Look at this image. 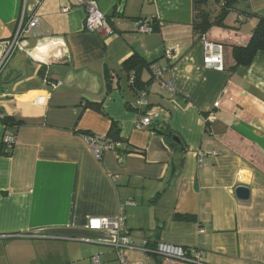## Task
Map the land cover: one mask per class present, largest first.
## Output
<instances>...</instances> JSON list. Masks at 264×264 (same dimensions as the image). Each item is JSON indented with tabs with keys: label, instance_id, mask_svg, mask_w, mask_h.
I'll use <instances>...</instances> for the list:
<instances>
[{
	"label": "crops",
	"instance_id": "obj_1",
	"mask_svg": "<svg viewBox=\"0 0 264 264\" xmlns=\"http://www.w3.org/2000/svg\"><path fill=\"white\" fill-rule=\"evenodd\" d=\"M148 1L132 22L125 6L119 14L97 4L107 35L85 29L77 0H0V42L23 13L41 22L0 76V264H93L94 256L121 264L110 237L88 229L92 218L119 216L138 245L197 249L206 264H264V53L250 66L233 54L249 45L257 20L241 25L233 13L227 29L195 43L193 0ZM241 7L264 14V0ZM153 17L152 32L140 33L137 22ZM206 42L222 47V71L204 66ZM135 54L164 70L161 80L153 65L143 70V107L123 72ZM145 117L151 125L139 128ZM5 118L24 123L7 127ZM114 123L121 143L98 159L87 138H106ZM6 134L17 139L12 148ZM125 256L160 264L151 253Z\"/></svg>",
	"mask_w": 264,
	"mask_h": 264
},
{
	"label": "built area",
	"instance_id": "obj_2",
	"mask_svg": "<svg viewBox=\"0 0 264 264\" xmlns=\"http://www.w3.org/2000/svg\"><path fill=\"white\" fill-rule=\"evenodd\" d=\"M77 3L79 6L86 9L87 17L85 29L88 32L105 33L107 35L113 34L112 28L107 22L105 15L100 12L96 1L77 0ZM153 22L152 18L138 21L137 26L139 32H152L151 25ZM40 26L41 22L39 18L33 17L26 21L25 13H23L14 36L10 40L0 42V76L14 53L22 48L24 40L39 36ZM167 54H169V52ZM203 63L208 69L222 71V47L206 42ZM152 70L155 79L161 80L164 77V70L158 65H153ZM59 86L60 84H57L55 88ZM169 87L171 88V84H169ZM145 95V92H141V96L137 102L138 107H143L147 104L144 99ZM215 107H219V103H217ZM152 121L153 117H145L141 120L138 127H149ZM87 141L98 159H101L106 151H112L116 148L113 144H108L105 138L99 136L88 137ZM3 142L6 147L12 148L17 143V139L11 134H6L3 138ZM205 158L203 154L199 155V163L201 165L204 163ZM88 229L110 237L111 240L109 244L116 251L118 261L121 264H131L125 256L128 250L154 254L159 258L160 264H206L204 253L197 249L149 240H144L141 245H138L135 239L131 237L130 232H128L123 216L117 218H92L88 222ZM92 262L93 264H101L100 256H94Z\"/></svg>",
	"mask_w": 264,
	"mask_h": 264
},
{
	"label": "trees",
	"instance_id": "obj_3",
	"mask_svg": "<svg viewBox=\"0 0 264 264\" xmlns=\"http://www.w3.org/2000/svg\"><path fill=\"white\" fill-rule=\"evenodd\" d=\"M244 2H247V0H193L192 28L195 43L203 41L207 33L213 28L227 29L226 21L233 13L239 15V23L241 25L244 21L246 22L251 19L257 20V25L252 31V38L249 45L244 48L233 49L237 66H250L259 53H264V14L260 15L252 12L249 8H242L241 4ZM152 19L154 21V17ZM152 65L154 63H147L138 54L133 55L123 65V72L126 73L129 83L131 82L130 87L139 97L141 92L146 91V86L141 81V74L145 68L151 67ZM109 76L108 73L106 78L110 79ZM87 106L95 110L99 108L93 103H88ZM23 123V121L14 122L10 118L4 119V124L7 127L19 126ZM120 132L119 125L114 123L109 135L105 138L108 144L117 146L118 143H121ZM83 136H88V134H83ZM169 142L171 143L170 140ZM171 144L176 146L174 143ZM178 219L185 221L192 220L191 217H181Z\"/></svg>",
	"mask_w": 264,
	"mask_h": 264
},
{
	"label": "rangeland",
	"instance_id": "obj_4",
	"mask_svg": "<svg viewBox=\"0 0 264 264\" xmlns=\"http://www.w3.org/2000/svg\"><path fill=\"white\" fill-rule=\"evenodd\" d=\"M96 1V3L99 5V8L103 11V12H107L110 13L108 11H110L111 8H113L114 6L118 5L120 6V11L119 14H121L123 12V8L125 6V16L123 17L124 20H127L129 22H132L131 20L134 19L135 17L139 16L140 13L142 15H145V13L149 10V1H145L144 3V9H142L143 4L141 0H130L129 3L126 6V0H94ZM142 9V11L140 12V10ZM112 12V11H111ZM121 18V17H119ZM117 18V19H119ZM116 19V18H115Z\"/></svg>",
	"mask_w": 264,
	"mask_h": 264
},
{
	"label": "water",
	"instance_id": "obj_5",
	"mask_svg": "<svg viewBox=\"0 0 264 264\" xmlns=\"http://www.w3.org/2000/svg\"><path fill=\"white\" fill-rule=\"evenodd\" d=\"M157 132V131H156ZM158 134L162 135L163 133L161 132H157ZM174 141L179 143V140L177 138H174ZM237 193L239 195V197L243 200L248 199L249 198V190L247 188L244 187H240L237 190Z\"/></svg>",
	"mask_w": 264,
	"mask_h": 264
}]
</instances>
